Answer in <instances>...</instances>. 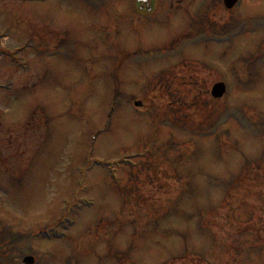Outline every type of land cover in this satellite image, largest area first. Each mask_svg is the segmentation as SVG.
Here are the masks:
<instances>
[{
    "label": "rangeland",
    "instance_id": "374dc122",
    "mask_svg": "<svg viewBox=\"0 0 264 264\" xmlns=\"http://www.w3.org/2000/svg\"><path fill=\"white\" fill-rule=\"evenodd\" d=\"M90 1L0 53V260L264 264V0Z\"/></svg>",
    "mask_w": 264,
    "mask_h": 264
},
{
    "label": "flooded vegetation",
    "instance_id": "af4514ba",
    "mask_svg": "<svg viewBox=\"0 0 264 264\" xmlns=\"http://www.w3.org/2000/svg\"><path fill=\"white\" fill-rule=\"evenodd\" d=\"M62 0H44L43 2L39 1H29V0H6V2H3L0 0V49H18V48H34L40 47L44 44V42H41L40 45H38V30L33 28H28L26 24L20 19L21 18V12L24 11L25 13L29 12V9L32 7H35L39 9L40 11L46 12V9H51L50 11L55 10L58 12L59 3ZM82 1H89V0H82ZM114 1V0H112ZM145 1V0H144ZM146 4H139V8L144 10L147 7H149L150 2L152 0H146ZM89 12L92 11V7L89 6L88 8ZM149 10V9H147ZM19 13V14H18ZM43 23V22H41ZM19 32H26L28 33V36L24 38L22 41L16 43V35ZM9 40L11 43H15L19 45L10 47L8 46L5 41ZM35 45H34V44Z\"/></svg>",
    "mask_w": 264,
    "mask_h": 264
},
{
    "label": "water",
    "instance_id": "95a60500",
    "mask_svg": "<svg viewBox=\"0 0 264 264\" xmlns=\"http://www.w3.org/2000/svg\"><path fill=\"white\" fill-rule=\"evenodd\" d=\"M224 3H225V6L230 9L233 4L235 3V0H224ZM225 93V86L223 83H219V84H216L213 86L212 90H211V96L214 98V99H220L222 98V96L224 95ZM136 107H139L140 104L139 103H136L135 104ZM23 263L24 264H33V259L32 258H25L23 260Z\"/></svg>",
    "mask_w": 264,
    "mask_h": 264
},
{
    "label": "bare ground",
    "instance_id": "6f19581e",
    "mask_svg": "<svg viewBox=\"0 0 264 264\" xmlns=\"http://www.w3.org/2000/svg\"><path fill=\"white\" fill-rule=\"evenodd\" d=\"M26 51V50H25Z\"/></svg>",
    "mask_w": 264,
    "mask_h": 264
}]
</instances>
